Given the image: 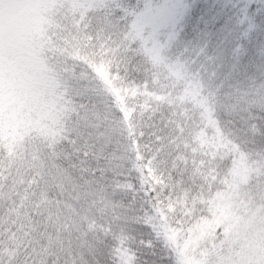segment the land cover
I'll list each match as a JSON object with an SVG mask.
<instances>
[{
    "label": "snow or ice",
    "instance_id": "snow-or-ice-1",
    "mask_svg": "<svg viewBox=\"0 0 264 264\" xmlns=\"http://www.w3.org/2000/svg\"><path fill=\"white\" fill-rule=\"evenodd\" d=\"M0 264H264V0H0Z\"/></svg>",
    "mask_w": 264,
    "mask_h": 264
}]
</instances>
